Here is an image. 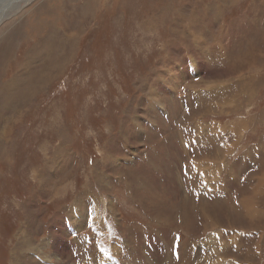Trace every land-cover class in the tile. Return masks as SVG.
Instances as JSON below:
<instances>
[{"label":"rangeland","instance_id":"rangeland-1","mask_svg":"<svg viewBox=\"0 0 264 264\" xmlns=\"http://www.w3.org/2000/svg\"><path fill=\"white\" fill-rule=\"evenodd\" d=\"M0 12V264H264V0Z\"/></svg>","mask_w":264,"mask_h":264},{"label":"bare ground","instance_id":"bare-ground-1","mask_svg":"<svg viewBox=\"0 0 264 264\" xmlns=\"http://www.w3.org/2000/svg\"><path fill=\"white\" fill-rule=\"evenodd\" d=\"M4 14H5V11H2ZM3 15H1V12H0V17H2ZM59 40V39H58ZM47 62V61H46ZM192 198V197H191ZM243 200H245V199H243ZM243 203V202H242ZM244 205L247 207V205H246V201H244ZM188 207V206H187ZM186 207V208H187ZM190 210H191V208L190 207H188ZM218 209V208H217ZM208 217V216H207ZM228 218V217H227ZM213 221V220H212ZM99 223V222H98ZM212 223V222H211ZM102 226H103V222L101 221V223H100ZM214 224H216V223H214ZM213 225V224H212ZM97 232V231H96ZM98 235H99V233H98ZM99 243H100V246L104 249L105 248V246L102 244V242H101V239H99ZM32 246V245H31ZM224 246V245H223ZM43 247V246H42ZM101 253H102V251H101ZM100 256H102V255H100ZM103 257V256H102ZM102 259V258H101ZM101 261V260H100ZM103 263V262H102ZM114 264V263H113Z\"/></svg>","mask_w":264,"mask_h":264}]
</instances>
